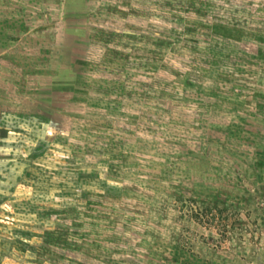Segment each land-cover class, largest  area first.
I'll list each match as a JSON object with an SVG mask.
<instances>
[{"label": "rangeland", "instance_id": "rangeland-1", "mask_svg": "<svg viewBox=\"0 0 264 264\" xmlns=\"http://www.w3.org/2000/svg\"><path fill=\"white\" fill-rule=\"evenodd\" d=\"M259 139L264 0H0V264L248 256Z\"/></svg>", "mask_w": 264, "mask_h": 264}, {"label": "trees", "instance_id": "trees-1", "mask_svg": "<svg viewBox=\"0 0 264 264\" xmlns=\"http://www.w3.org/2000/svg\"><path fill=\"white\" fill-rule=\"evenodd\" d=\"M225 114V113H224ZM226 116V115H225ZM227 120H224V125L221 127V130L226 135H231V122H236L240 124V126L244 127V121L248 122V118L243 116L241 113H237L234 116H232V119L229 117H226ZM249 122L254 123L253 120H249ZM236 138H239L242 140L243 138L240 136V134L237 135ZM237 140V139H236ZM237 140V141H240ZM222 143L225 146V151H235L238 153H244L245 150L241 149L238 144H234L232 141L229 142L228 139H223ZM252 144L255 145V148L253 151H256L260 153L259 155L264 158V139H259L257 141L252 142ZM225 161L228 162H234V159L231 160V158H226ZM264 162V161H263ZM262 202H258L256 207H263L264 204V197H260ZM262 203V204H261ZM240 206V205H239ZM258 244L257 242H255ZM258 250H253L248 256H232L231 252H220L221 256L217 257L216 259L208 260L205 259V257L200 256L196 252H193L191 250H185V251H178V253H175V251L172 250L171 247H168L169 252L174 253L172 255V258L179 262V264H264V244L261 243ZM174 247V246H173ZM187 248V247H185Z\"/></svg>", "mask_w": 264, "mask_h": 264}]
</instances>
